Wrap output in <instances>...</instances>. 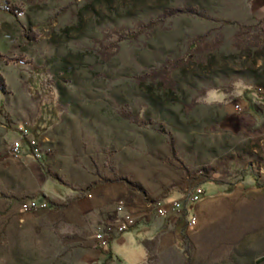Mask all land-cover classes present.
Instances as JSON below:
<instances>
[{"label": "rangeland", "instance_id": "obj_1", "mask_svg": "<svg viewBox=\"0 0 264 264\" xmlns=\"http://www.w3.org/2000/svg\"><path fill=\"white\" fill-rule=\"evenodd\" d=\"M0 3V159L4 129L23 128L42 134L37 162L125 182L155 205L241 172L264 182V0ZM183 9L201 17L168 14ZM229 214L216 211V228Z\"/></svg>", "mask_w": 264, "mask_h": 264}, {"label": "crops", "instance_id": "obj_2", "mask_svg": "<svg viewBox=\"0 0 264 264\" xmlns=\"http://www.w3.org/2000/svg\"><path fill=\"white\" fill-rule=\"evenodd\" d=\"M4 133L15 139V132ZM1 154L0 264H184L172 231L185 209L163 220L153 216L125 182L94 181L68 165L56 170L57 160L37 162L25 146L17 160L2 149ZM206 186L202 200L192 205L184 231L189 264L232 257L243 264L263 260L264 202L258 192L264 182L246 177L229 193ZM26 200L46 202L48 208L22 213L20 203ZM118 208L137 224L100 250L95 237L118 221ZM218 209L230 214L216 228L212 216ZM125 245L127 261L117 249Z\"/></svg>", "mask_w": 264, "mask_h": 264}, {"label": "built area", "instance_id": "obj_3", "mask_svg": "<svg viewBox=\"0 0 264 264\" xmlns=\"http://www.w3.org/2000/svg\"><path fill=\"white\" fill-rule=\"evenodd\" d=\"M237 112H241L240 105L235 106ZM26 147L34 160H38L41 156L40 142L34 139L30 133L23 128H19L15 131V139L9 143V155L11 158L17 160L21 155L22 147ZM204 197V191L200 187H188L181 193L180 199L171 201L167 204L155 205L150 202H146L149 212L155 214L159 218L166 217L171 213H178L183 208L192 206L202 200ZM48 208L46 202L37 203L35 200H26L20 203V211L22 213H29L38 210H45ZM117 212L121 215L118 221L105 228L104 231L98 233L95 237L97 246L100 250H106L109 243L115 238L127 233L136 224L137 221L131 215L124 214L122 208H118ZM190 224H194L192 220Z\"/></svg>", "mask_w": 264, "mask_h": 264}, {"label": "trees", "instance_id": "obj_4", "mask_svg": "<svg viewBox=\"0 0 264 264\" xmlns=\"http://www.w3.org/2000/svg\"><path fill=\"white\" fill-rule=\"evenodd\" d=\"M2 5L0 3V9H1ZM9 12L14 14L16 12H14L13 8H8ZM171 16H176V15H190V16H197V17H201L200 14L192 11L191 9H183V10H173L170 13H168ZM153 25H147L145 27H143L144 29H151ZM134 37V35L132 33L124 36V39L130 40ZM0 92L1 93H6V85H5V81L3 79V77H1L0 75ZM140 122V121H139ZM33 133V132H32ZM34 134V133H33ZM34 139L39 138L42 134L38 133V134H30ZM37 140V139H36ZM251 173H245V172H241L239 174V181H243L244 178L250 176ZM254 182H257V178L255 176H252ZM211 184H213L216 187H219L218 190L219 191H223L224 193H229L232 190L233 185L232 184H227L224 185L219 181H212ZM224 185V186H223ZM205 194V192H204ZM192 206L187 207L184 210L183 216L182 218H180L177 223L175 224L174 228H173V235H174V239H175V244L177 246V248L181 251L182 255L184 256V264H189L190 262V256H189V250H188V243H187V238L184 234L185 231V227L188 224V217H189V212L191 210Z\"/></svg>", "mask_w": 264, "mask_h": 264}]
</instances>
